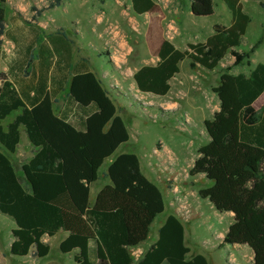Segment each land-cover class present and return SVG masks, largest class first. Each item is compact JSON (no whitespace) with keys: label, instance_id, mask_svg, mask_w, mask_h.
<instances>
[{"label":"trees","instance_id":"1","mask_svg":"<svg viewBox=\"0 0 264 264\" xmlns=\"http://www.w3.org/2000/svg\"><path fill=\"white\" fill-rule=\"evenodd\" d=\"M6 1L0 0V61ZM61 1L52 0L49 6ZM222 1L231 14L230 24L215 25L203 43L188 44L185 50L163 40L158 61L133 74L140 93L165 96L169 81L185 59L191 70L211 71L227 54L234 57V65L249 63L254 47L246 53L236 49L250 17L240 0ZM131 5L136 15L154 8L153 0H131ZM190 11L197 17L210 16L213 0H191ZM32 60L31 56L28 65ZM55 65L56 71H63L61 80L56 83L53 76L45 77L39 85L40 96L29 106L0 69V146L13 154L23 127L35 149L21 167L23 181L16 176L8 154L0 152V213L16 225L10 254L26 257L34 249L35 257H46L49 245L43 237H53L62 229L68 236L59 250L63 254L77 250L75 264H208L202 255L187 259L184 228L173 215L165 218L155 243L139 259L133 258L130 249L147 240L151 224L164 211L161 192L142 174L134 154L114 157L129 134L95 74L86 67L72 74L70 64ZM228 71L213 88L219 110L204 121L209 141L197 150L189 176L203 175L211 185L199 190V197L207 199L217 212L233 214L223 242L247 245L253 252V264H264V108H253L264 92V63L254 66L248 75ZM66 86L58 117L57 95ZM46 87L49 89L42 96ZM74 105L83 116L80 129L65 119ZM12 113L16 115L4 126ZM112 157L105 172L111 185L104 186L90 205L89 187L100 179L103 163Z\"/></svg>","mask_w":264,"mask_h":264},{"label":"rangeland","instance_id":"2","mask_svg":"<svg viewBox=\"0 0 264 264\" xmlns=\"http://www.w3.org/2000/svg\"><path fill=\"white\" fill-rule=\"evenodd\" d=\"M51 1L7 0L6 36L20 43L21 50L22 45L33 43L34 51L41 54L38 69H48L54 62L61 67L68 63L73 71L76 66L86 65L101 82L127 128L130 139L117 153L134 154L144 169L159 166V171L154 169V175L151 171L149 175L163 195L165 213L151 224L141 252L130 249L133 258L139 259L153 242L167 214L181 222L191 250L206 254L209 246L219 248L223 244L219 236L233 220L199 197V190L210 187L211 182L204 176L189 177L188 173L198 157L197 150L209 141L204 121L219 110L213 88L221 74L229 69L231 74L248 75L254 66L264 63V0H240L250 23L236 51L246 53L254 47L249 63L234 65V57L227 54L215 69L208 71L191 70L188 60H184L171 80L170 93L162 99L139 93L133 87V72L156 61L153 46L157 40L178 41L186 47L187 43L201 42L210 36L215 25L228 26L231 14L222 0H213L212 15L199 17L190 16V0H153L151 12L141 15L134 13L131 0H63L59 6L50 7ZM64 94L59 96L61 100ZM161 100L162 109L157 105ZM61 104H55L56 113ZM174 108L177 109L171 110ZM253 108H264V92ZM15 115L12 113L3 125ZM104 177L103 170L100 180ZM180 199L185 202L181 208ZM59 239L60 235L49 239L46 257L37 258L31 250L26 257L10 258L17 264L58 260L60 264H75L76 253H61Z\"/></svg>","mask_w":264,"mask_h":264},{"label":"crops","instance_id":"3","mask_svg":"<svg viewBox=\"0 0 264 264\" xmlns=\"http://www.w3.org/2000/svg\"><path fill=\"white\" fill-rule=\"evenodd\" d=\"M6 3H7V1H6ZM190 6H191V0L189 2V9H190ZM149 12H151V11H149ZM149 12H147V13H149ZM147 13H144V14H147ZM189 13H190V16H194L191 13V11H189ZM7 29H8V27H7V25H5L4 33L1 36L2 50L4 49L6 51H5V54L4 53L2 54L3 56L1 55L0 69L2 72L6 73L8 75L9 80L11 82H13L18 93L23 98V100L27 104V106H29L30 101H33V99L36 96H40L39 95L40 94L39 85H40V82L42 80H45V77H47L49 79L50 76H53V78H55V82L57 83V82H59V80H61V78L64 74H63L62 70L56 71V65H55V64H57L56 62H54L48 69H46V67L43 69H40V68L38 69L36 67V65H37V62L39 61V59L41 57L40 52L38 50H36V52L34 51L35 49H33L34 48L33 43L27 44L26 46H25V44L22 45V46H24V49L21 50L20 46H19L20 43L16 42L12 38H9L6 36ZM163 40H165V39L157 40L155 42V46H153V49H155V51H156V61L153 64H148V65H154L158 61V51L160 49V46H161V43L163 42ZM205 40H206V38L201 42L187 43V45L188 44H195V43H203ZM170 42L172 43V45L176 49L185 50L187 48V45H186V47H181L178 44V41L177 42L170 41ZM35 47L37 49V46H35ZM148 48H150V47L148 46ZM31 56L33 57V60H32V63L30 65H28V60ZM3 57H4V61H3ZM185 60H187V59H185ZM187 65L189 67V61H188ZM64 66H62V67H64ZM34 67L36 70L34 69ZM84 67H86V65ZM84 67L82 66L81 68L83 69ZM81 68H77V66H76V69L73 71V70H71V67H70V71L73 74L77 71H80ZM88 70L91 71L90 69H88ZM136 70L137 69H135V71ZM134 72H133V74H134ZM133 74H132V77H133ZM176 75L172 79H174L176 77ZM171 80L169 81L170 90H171ZM47 85H48V80H47ZM133 87L136 89L134 81H133ZM48 89H49L48 87L45 88L42 96H45ZM170 90L165 96H162V97L156 96V95H153L150 93H141V94L155 97V99H162L170 93ZM63 92H65V94L67 93V86L65 87V90ZM63 92H60L57 95L58 102L55 103V104L62 103L61 108L59 110H63V105H64L63 104L64 103L63 98L65 97V94L62 96V100L59 97ZM162 101L163 100L157 101V102H159L157 105L160 109H162ZM163 109H166V108H163ZM175 109H177V108H174L171 110H175ZM56 115L58 117H61L59 112H57ZM82 118H83L82 113L80 111L76 110V105L72 106V109L68 112V114L65 117V119L68 123H70L71 125L75 126L78 129H80V123L82 122ZM84 119H85V116H84ZM129 139H130V137H129ZM120 147L121 146H119L118 149L116 150V152L114 153V157L124 153L121 151L117 153V151H119ZM0 152H2L4 154L7 153L1 146H0ZM34 153H35V149L28 142L26 132H25L24 128L21 127L20 128L19 143L16 147L15 152L13 154L7 153L8 154L7 157L11 161V164L14 167L16 176L18 177V179L20 181H23V178H24V176L21 172V167L23 166V164L27 163L34 156ZM112 160H113V157L105 160V162L103 163V165L99 171V176H100L101 171H103V170H104V172L107 171V168L110 165V163L112 162ZM139 164H140V169H141L142 174L155 185L153 177H151L149 175L150 174L149 171H151V173L154 175L153 170L155 169L156 171H159L158 170L159 166H151L152 168H151V170H149L148 167H150V166H145L146 169H144V166H141L140 161H139ZM164 168H167V166ZM197 176H203V175H197ZM22 184L24 185V182H22ZM106 185H111L110 179L106 176L103 178V180L99 179L98 181H96L95 183L90 185V187H89V199H88L90 205H92L94 203L95 197L98 194V192ZM155 186L157 187V185H155ZM24 187H26V185H24ZM161 195H162V193H161ZM162 198H163V195H162ZM202 200L208 201L207 199H202ZM163 201H164V198H163ZM209 204L211 205L210 202H209ZM164 213H165V203H164V211L162 214H164ZM168 215L169 214H167L166 217ZM228 215H229L230 219L233 220V214L228 213ZM166 217L163 218L162 223L159 225L157 232H156L155 239L153 240V242L151 244H149L147 246V248L143 251V253L152 244H154L155 241L157 240L158 230L161 227V225L163 224ZM231 222H233V221H231ZM231 224L232 223H229V226ZM228 227L226 228L224 234L219 236L222 242H223L224 235L228 230ZM15 228H16V225H15L14 221L10 217H8L7 215L0 213V264H17L16 260H13L12 258H10L12 256L10 254V247H11V244L13 242L12 231ZM213 234H214V232H213ZM56 235H60L59 242L61 243V241H63L68 236V233L66 231L60 229L54 236H56ZM50 238L51 237L44 236L43 241L48 244ZM184 243H185V246L189 249L187 259H191L192 257H194L196 255H202L206 258L208 264H232L235 261L237 262L236 264H253V252L247 245H244V244H242V245L241 244L229 245V244H226L223 242V244L219 248H214V246L213 247L209 246L208 248L205 249L207 251L206 254H202L196 250H191L186 245L185 229H184ZM141 245L136 247L134 250L136 252L137 251L141 252V249H142ZM32 250H34V249H32ZM72 252H74L76 254L78 253L77 250H74ZM44 264H60V261L59 260L57 262L49 261V262L44 263Z\"/></svg>","mask_w":264,"mask_h":264},{"label":"built area","instance_id":"4","mask_svg":"<svg viewBox=\"0 0 264 264\" xmlns=\"http://www.w3.org/2000/svg\"><path fill=\"white\" fill-rule=\"evenodd\" d=\"M5 51H6V50H4V49L2 50V52H5ZM179 201H181V206H180V208H181V207H184V203H185L184 200L180 199Z\"/></svg>","mask_w":264,"mask_h":264},{"label":"flooded vegetation","instance_id":"5","mask_svg":"<svg viewBox=\"0 0 264 264\" xmlns=\"http://www.w3.org/2000/svg\"><path fill=\"white\" fill-rule=\"evenodd\" d=\"M188 176H189V173H188ZM189 177H191V176H189Z\"/></svg>","mask_w":264,"mask_h":264}]
</instances>
